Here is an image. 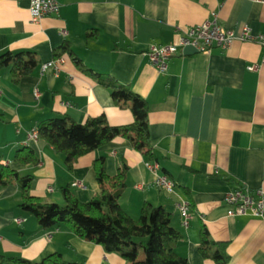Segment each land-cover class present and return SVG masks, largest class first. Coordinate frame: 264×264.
Returning <instances> with one entry per match:
<instances>
[{"label": "crops", "instance_id": "1", "mask_svg": "<svg viewBox=\"0 0 264 264\" xmlns=\"http://www.w3.org/2000/svg\"><path fill=\"white\" fill-rule=\"evenodd\" d=\"M58 1L59 14L33 22L29 0H0V57L30 51L40 64L19 82L11 67L0 69V156L19 174L34 176L33 195L60 204L64 187L83 202L100 194L93 167L97 157L106 156L110 176L123 160L129 166L123 209L135 220L145 202L171 212L172 225L182 235L176 251L190 264H217L199 251L203 223L214 240L228 242L230 264H264V217H231L225 201L238 186L264 189V65L248 69L261 61L263 47L236 40L228 49L206 54L186 46L163 73L145 54L150 44L176 43L189 27L213 16L234 31L247 24L264 35V0ZM66 43L88 72L68 52L58 73L42 71ZM102 76L148 101L159 173L175 181L173 191L157 184L146 158L123 137L81 156L69 171L63 153L31 136L41 122L64 114L80 124L100 115L114 126L132 123L133 112L114 103L110 89L98 80ZM25 146L39 156L37 165L14 160ZM76 181L84 186H73ZM189 196L194 207L185 226L179 205ZM20 203L16 183L0 186V256L41 262L60 253L67 264H128L118 253L79 237L67 223L43 227Z\"/></svg>", "mask_w": 264, "mask_h": 264}, {"label": "trees", "instance_id": "2", "mask_svg": "<svg viewBox=\"0 0 264 264\" xmlns=\"http://www.w3.org/2000/svg\"><path fill=\"white\" fill-rule=\"evenodd\" d=\"M66 52L77 66L88 72L68 43L57 50L56 57ZM38 66V59L30 51H7L0 57V69L11 67L15 82L32 73ZM98 80L110 89L116 105L131 109L134 115L132 123L114 126L105 115H100L88 117L80 124L64 114L41 122L37 129L39 137L46 140L57 152L65 155L69 171H73L81 156L99 149L116 137L127 139L147 161H158V155L151 143L148 101L129 86L103 76L98 77ZM14 160L31 165L40 162L39 156L30 146L17 150ZM93 167L101 192L88 202L80 201L70 187L62 189L63 204L42 200L31 192L34 176L19 174L2 156L0 186L16 183L21 192L19 207L34 215L43 227L67 223L79 237L102 245L106 252L118 253L128 264H190L186 257L176 251V245L182 235L172 225L171 212L163 206L145 202L139 218L135 220L123 209L120 198L127 185L129 166L122 160L117 174L110 176L106 170V156L101 155L94 160ZM183 190L189 195L187 189ZM189 202L194 207L190 196ZM199 251L204 258H211L217 264H230L228 242L214 240L204 223L200 228ZM5 263L67 264L60 253H53L41 262L22 257L0 256V264Z\"/></svg>", "mask_w": 264, "mask_h": 264}, {"label": "built area", "instance_id": "3", "mask_svg": "<svg viewBox=\"0 0 264 264\" xmlns=\"http://www.w3.org/2000/svg\"><path fill=\"white\" fill-rule=\"evenodd\" d=\"M30 15L33 22H39L47 15H57L60 13L61 4L58 0H29ZM257 42L264 49V35L255 34L252 28L247 24H242L238 31L224 26L216 16L202 23L189 27L181 36L178 42L158 45L152 43L149 45L145 54L153 65L160 72H165L168 68V61L171 57L181 52L186 46H192L200 53H211L215 48L228 49L234 41ZM64 62L63 57H57L54 60L44 63L41 66L42 71L54 69L57 73L60 70V64ZM264 65V54L260 62L252 63L248 66L251 71H258ZM32 137L38 138V130L31 133ZM146 166L157 175V184L166 191H173L177 186L173 179L167 175L159 173L160 165L158 161H147ZM75 187H83L82 181L73 183ZM52 190V189H50ZM229 205L227 214L231 217L251 216L264 217V189L258 188L251 190L247 186H238L230 190L225 197ZM179 210L184 218V225H189L191 218V204L189 200L183 201L179 205ZM16 222L24 221L23 218H16Z\"/></svg>", "mask_w": 264, "mask_h": 264}]
</instances>
